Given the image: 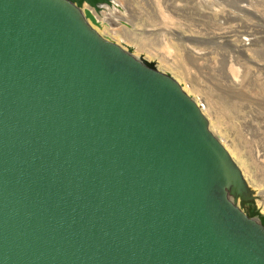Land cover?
<instances>
[{"label": "water", "instance_id": "water-1", "mask_svg": "<svg viewBox=\"0 0 264 264\" xmlns=\"http://www.w3.org/2000/svg\"><path fill=\"white\" fill-rule=\"evenodd\" d=\"M250 193L200 104L74 0H0V264H264Z\"/></svg>", "mask_w": 264, "mask_h": 264}, {"label": "rangeland", "instance_id": "rangeland-1", "mask_svg": "<svg viewBox=\"0 0 264 264\" xmlns=\"http://www.w3.org/2000/svg\"><path fill=\"white\" fill-rule=\"evenodd\" d=\"M222 1L225 3L224 8L222 10L220 9V11H216V13H214L215 16L207 9H191L188 5H185L186 7H173L171 10L175 12L176 16L181 17V20H179L180 28L172 30L175 36L168 38L169 47H171L168 53L161 48H156V51L158 50L156 52L152 48H148L144 45L142 46V43L145 42L140 37L144 30L142 24L140 26H137L138 24L136 23L134 25L132 24L131 28H124L123 25L120 29L122 30L120 31L121 33L124 34L125 31H128L127 33L130 37H133V39L137 37V42L129 40L127 43V40L121 38L122 34H112L107 26L96 21L93 18V14L86 11L89 7L93 8L90 3L83 1L80 3V8L82 7V11L88 15V20L91 22L93 28L102 36L121 45L122 48L129 50L133 55L151 64L159 71L171 75L182 88L200 104L202 112L208 121L209 129L215 136L219 138L225 134L228 140L231 141V138L233 139L232 141L234 143L231 142L233 146H235L234 148L227 147L228 144L226 142L221 141V143L225 146L231 158L241 170L243 179L251 190L250 196L253 198H251L248 205L252 206L253 214L258 218L264 216V161H257L254 152L256 149H259L260 154H264V93L258 90V86L264 85V0ZM144 2L145 6L150 5L148 12L151 13V16L153 15L152 17L158 19L159 15L157 11L154 7H151L153 5L152 0H145ZM240 2V7L243 11L237 9V4ZM227 3L230 6L226 5ZM234 3L236 8L231 6ZM166 4L169 6V4L171 5L172 3L167 0ZM138 5L139 4L133 3V8H130L132 17L136 16ZM169 14L171 13L169 12ZM211 15L213 19L210 17ZM182 18L191 20V23L186 22ZM219 27L220 29H217ZM244 30L248 31L251 35L249 36V40H247L249 42L241 41L244 39V36L241 35ZM153 37L154 36L151 37L152 40L157 41L156 39L158 38ZM209 38L210 40H208ZM187 40L190 42L193 41L192 43L198 45L200 50L193 49L190 46H183L182 43ZM200 41L204 42L202 43ZM241 51L243 53H241ZM236 56L240 58L242 64L247 67L246 77L244 78L245 82L229 79V70L227 68L229 63L225 62H229L231 57L233 58ZM189 57L192 58L190 59ZM245 59L249 62H246ZM191 61L194 62L192 63ZM226 68L227 70H225ZM190 77L193 78L191 79ZM218 83L222 87H217L219 85ZM208 88L211 90L219 88L238 93L241 98L240 105L242 111L226 119L222 114L217 113L212 104L207 102L210 111L207 112L204 109V103L202 101L205 99L202 91H206ZM240 123L243 125L241 126V130L239 126ZM235 132L241 135L240 139H238L237 136L235 138Z\"/></svg>", "mask_w": 264, "mask_h": 264}, {"label": "bare ground", "instance_id": "bare-ground-1", "mask_svg": "<svg viewBox=\"0 0 264 264\" xmlns=\"http://www.w3.org/2000/svg\"><path fill=\"white\" fill-rule=\"evenodd\" d=\"M91 1H92L91 5L93 6V8L89 7V9H86V11L91 13V14H93V18L96 21H99L101 24L107 26L109 28V31L112 34H116V33L122 34L121 38L124 39V40H127V43H128L129 40H131L132 42H135V41L137 42V37H135L133 39V37H130V35L127 33L128 31L127 32L125 31V33L123 34V33L120 32V31H122L120 29L123 27V25H124V28H127V27L131 28L132 24L134 25L136 23V24H138L137 26H140L142 24L144 26V30H143V33L140 35V37L145 41V42L142 43V46L144 45V46H146L148 48H152L155 51H156V48H161L162 50L167 51V53H168V50L171 48V47H169L170 44H169L168 38H171V37L175 36L174 33L172 32V30H176V29L180 28L179 20H181V17L176 16L175 12L173 10H171V9H173V7H177V6L186 7L185 5H188V6H190L191 9H196V10L207 9L208 11H210L211 13L214 14V13H216V11H220V9L222 10L224 8V4H225V3H223L224 1H222V0H168V1H170L172 3L171 5L169 4V6H168L166 4L167 0H152V4L153 5L151 7H154V9L157 11V14L159 15L158 19H156L155 17H152L153 15L151 16L150 12H148V9H150V7H149L150 5L149 6L148 5L145 6V4H144L145 0H91ZM187 1H189V2H187ZM235 1H233V2H235ZM133 3L139 4L138 8H137V14H136L135 17L134 16L132 17V15L130 14L131 9L133 8L132 7ZM235 3L233 5H231V6L236 8ZM230 4H231V1H230ZM226 5H229V4L227 3ZM240 6H241V2L239 4H237V9H239L240 11H243V9ZM223 11H225V10H223ZM169 12L171 14H169ZM233 13H235V12H233ZM214 16H215V14H214ZM210 17L212 18V15ZM182 19H184V18H182ZM184 20L186 22H190L191 23V20H189V19H184ZM215 24H216V22H215ZM213 26H215V25H213ZM217 29H220V27L217 28ZM221 30H220V33H221ZM240 30H241V27H240ZM224 32H225V30H224ZM224 35H225V33H224ZM241 35L244 36V39H242L241 41H247V40H249V36H251L250 33L248 31H246V30H244L243 33H241ZM152 36H154L155 38H158V39H156L157 41H153L152 38H151ZM222 39H223V37H222ZM208 40H210V38ZM216 41H218V40H216ZM192 42L187 40L186 42H184L182 44H183V46H188V47L190 46L193 49H199V46L196 45L195 43H192ZM197 42H198V40H197ZM200 42H202V41H200ZM247 42H249V41H247ZM170 43H171V41H170ZM207 43H206V45H207ZM198 52H201V51H198ZM162 53H163V51H162ZM241 53H243V52L241 51ZM154 55H155V53H154ZM245 61H246V59H245ZM165 62H167V61H165ZM225 63H229L227 68L229 70L228 74H229V79L230 80L241 81V82L244 81L245 82L244 78L246 77V72H247L246 68L247 67L244 64H242V62L240 61V58H238L237 56L233 57V58L231 57L230 61L229 62H225ZM222 66H223V64H222ZM178 67H179V65H178ZM194 68H196V67H194ZM227 68L225 70H227ZM241 76H243V77H241ZM190 78L192 79L193 77H190ZM217 87H222V86H220V84H219ZM201 88H203V87H201ZM258 90L260 92L264 93V85L258 86ZM202 92L204 93V97H205V99L202 100V101L204 103V109L207 112H210L209 108L207 106L208 103L212 104L214 109L217 111V113L222 114L226 119L228 117H230V116H235V115L239 114L242 111L241 105H240V99L241 98H240V95L238 93H236V92H233L231 90L226 91L224 89L222 90V89H219V88L218 89H214V90H211L210 88H208V89H206V91H202ZM239 126H240V130H241V126H243V125L240 123ZM235 128H236V125H235ZM235 128H234V130H235ZM235 134H236L235 138H236V136H237L238 139L241 138V135H239L238 132H235ZM252 135H255V134H252ZM219 140L223 141V142H226L228 144L227 147H229V148H231V147L234 148L235 147L232 144V142H233L232 140L233 139L231 138V141H232L231 142L230 140L227 139V136L225 134H223V136H220ZM251 144H252V142H251ZM255 147H256V145H255ZM254 152H255V157H256L255 159L257 161L263 162L264 161V154L263 153L260 154V150L259 149H256ZM243 157H244V155H243Z\"/></svg>", "mask_w": 264, "mask_h": 264}, {"label": "flooded vegetation", "instance_id": "flooded-vegetation-1", "mask_svg": "<svg viewBox=\"0 0 264 264\" xmlns=\"http://www.w3.org/2000/svg\"><path fill=\"white\" fill-rule=\"evenodd\" d=\"M79 6H80V3L85 1V0H74ZM82 10V9H81ZM87 17V20H88V15L86 13H84ZM89 21V20H88ZM91 24V22H89ZM92 25V24H91ZM250 202V199H248L247 201H245L243 204H242V209L245 213H247L248 215H253V209H252V206L251 205H248V203ZM263 223H264V216L261 217L260 219Z\"/></svg>", "mask_w": 264, "mask_h": 264}]
</instances>
